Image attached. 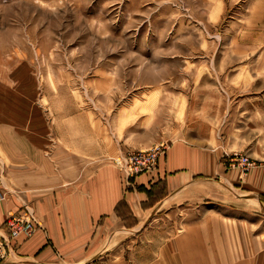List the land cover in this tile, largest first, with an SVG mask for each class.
Here are the masks:
<instances>
[{"label": "crops", "instance_id": "1", "mask_svg": "<svg viewBox=\"0 0 264 264\" xmlns=\"http://www.w3.org/2000/svg\"><path fill=\"white\" fill-rule=\"evenodd\" d=\"M168 84L151 85L152 112L114 132L81 127L73 117L49 133L46 118L0 97V232L4 216L24 206L45 228L19 239L0 264L55 263L48 249L63 263H84L95 255L88 246L97 243L95 231L112 222L138 230L146 215L160 212L180 228L150 264H264V165L245 174L228 167L229 155L253 152L255 138L244 144L240 137L255 133L242 132L241 121L264 118V95L235 101L216 90L194 97L156 90ZM204 84L221 87L219 80ZM157 144L165 147L151 173L127 181L111 164L122 150Z\"/></svg>", "mask_w": 264, "mask_h": 264}, {"label": "rangeland", "instance_id": "2", "mask_svg": "<svg viewBox=\"0 0 264 264\" xmlns=\"http://www.w3.org/2000/svg\"><path fill=\"white\" fill-rule=\"evenodd\" d=\"M204 80H219L221 87ZM163 81L167 87L156 90L172 96L216 90L238 101L264 95V0H0V97L46 118L49 133L57 123L68 127L73 117L81 127L95 123L111 132L134 125L139 112H152L146 95ZM241 123V131L255 137L240 140L255 138L256 144L252 153L233 154L247 157L250 169L264 165V118ZM157 146L165 147L151 148ZM138 151L128 148L112 159L127 181L141 173L130 175L124 157ZM118 212L128 216L124 206ZM141 223L133 231L120 222L95 231L97 243H88L95 255L76 264H150L166 244L160 242L180 227L174 215L162 212ZM0 235L7 236L4 229ZM18 241H10L1 261ZM49 251L45 257L56 261L51 264H72Z\"/></svg>", "mask_w": 264, "mask_h": 264}, {"label": "built area", "instance_id": "3", "mask_svg": "<svg viewBox=\"0 0 264 264\" xmlns=\"http://www.w3.org/2000/svg\"><path fill=\"white\" fill-rule=\"evenodd\" d=\"M160 150L162 151V149L157 146L146 150H139L138 152L128 153L126 157H124L125 160H123L126 170L130 175L152 171L155 168L156 156ZM252 165L253 163L250 162L247 157L238 154H234L232 158L229 159L228 164L230 168L239 169L241 172H247ZM23 209L7 213L2 221V226L7 236L0 235V261L10 241L20 238H29L37 229L42 228L33 212L26 206H24Z\"/></svg>", "mask_w": 264, "mask_h": 264}]
</instances>
